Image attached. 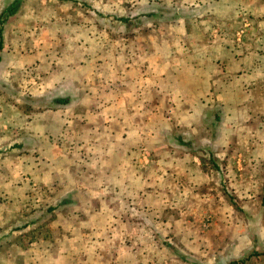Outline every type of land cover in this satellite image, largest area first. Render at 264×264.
<instances>
[{"label": "rangeland", "instance_id": "1", "mask_svg": "<svg viewBox=\"0 0 264 264\" xmlns=\"http://www.w3.org/2000/svg\"><path fill=\"white\" fill-rule=\"evenodd\" d=\"M8 5L0 264H264V0Z\"/></svg>", "mask_w": 264, "mask_h": 264}, {"label": "trees", "instance_id": "2", "mask_svg": "<svg viewBox=\"0 0 264 264\" xmlns=\"http://www.w3.org/2000/svg\"><path fill=\"white\" fill-rule=\"evenodd\" d=\"M15 7H13L12 5H8L6 7H4V9H2L0 11V39H1V31H2V25L3 23L5 22V20L7 19V17L13 15V13L15 12ZM167 14V15H166ZM171 14H173V11L171 10H159V12L157 14L155 13H149L147 14L146 16H148L149 18H157V17H165L167 19H174L176 18L173 14V17H169ZM117 20L119 22H121L122 24L124 25H129L130 23L134 22V21H138L140 20L139 17H136V16H133V17H118ZM136 26V25H134ZM57 102L63 104L65 101L63 100H60V99H57L56 100Z\"/></svg>", "mask_w": 264, "mask_h": 264}]
</instances>
